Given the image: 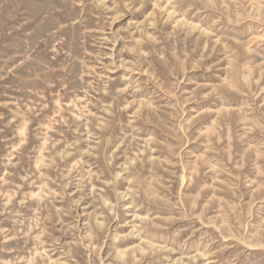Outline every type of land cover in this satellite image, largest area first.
Returning a JSON list of instances; mask_svg holds the SVG:
<instances>
[{
	"label": "rangeland",
	"instance_id": "374dc122",
	"mask_svg": "<svg viewBox=\"0 0 264 264\" xmlns=\"http://www.w3.org/2000/svg\"><path fill=\"white\" fill-rule=\"evenodd\" d=\"M0 264H264V0H0Z\"/></svg>",
	"mask_w": 264,
	"mask_h": 264
}]
</instances>
